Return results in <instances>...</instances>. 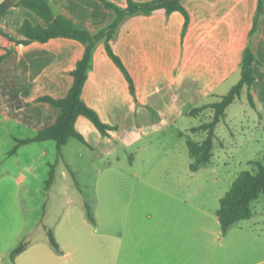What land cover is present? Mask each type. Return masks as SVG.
I'll return each mask as SVG.
<instances>
[{
	"label": "crops",
	"instance_id": "1",
	"mask_svg": "<svg viewBox=\"0 0 264 264\" xmlns=\"http://www.w3.org/2000/svg\"><path fill=\"white\" fill-rule=\"evenodd\" d=\"M22 1L15 3V7L30 11L20 6ZM96 1L99 5L92 9L79 4L70 9L60 8L58 15L93 36L106 29L115 19L114 14L104 10L109 8L102 0ZM132 1L145 3L152 0ZM181 3L188 19L180 12L167 14L165 10H158L151 15L130 16L124 19L110 41L112 50L122 60L133 80L134 94L122 71L108 56L105 43L101 41L96 46L82 98L104 123L116 129L110 131L108 136H103L88 118L80 116L75 130L85 140V144L80 143L104 161L117 157L123 150L130 155L129 162L134 167L136 158L143 151L158 153V150L153 151L151 148L169 128L184 116L195 117L208 110L213 111L210 106L220 102L241 79L243 56L250 41L259 0H182ZM127 5L128 0L123 5L119 3L122 8ZM40 19L38 23L23 20L18 33L26 21L35 27L46 28V22ZM3 32L0 28V33L15 47V53L20 55L22 48L27 50L18 68L24 85L38 86L44 92L31 97L27 107L38 104L52 107L38 102L39 98L45 96L66 98L73 86L71 73L83 59L86 46L67 38H55L47 43L17 44ZM9 35L15 40L25 39L24 36L15 38ZM251 47L259 63L253 67L255 81L251 94L254 106L250 102L249 105L264 125V15L258 20V31ZM9 54L7 51L0 56L4 57L0 70ZM244 93L247 95L246 90ZM232 106L227 110L225 121L229 120ZM42 108L50 119L34 129L37 133L55 125L61 114L54 107L56 111ZM198 109L205 111L194 114ZM179 136L184 137L183 133H179ZM70 141L63 148L68 147ZM141 143L144 144L141 146ZM63 148L59 152L56 146L61 156ZM48 154L49 151H43V156ZM136 176L139 177L138 172ZM129 186L132 189L129 204L140 201L142 204L134 206L135 212L105 215L106 241L103 251L107 264H110L108 241L116 238L110 232L114 220L118 221L119 264H239L248 256L249 246L257 242L264 249V223L245 224L242 221L224 234L217 216L219 209L215 216L205 212H185L184 206H190L189 183L177 182L171 184L172 187H162L147 181H137ZM147 189L158 194L145 191ZM185 189L187 192L181 193ZM151 193L167 198L172 206L179 208L178 211H157L154 208L151 211L152 207H143V202ZM135 209L132 207V210ZM220 240L225 241L226 254L222 259H218L220 255L213 247V242ZM238 248H243L242 260L234 255ZM61 250L62 254H55L40 246H30L12 264H66L59 257L67 259L71 252Z\"/></svg>",
	"mask_w": 264,
	"mask_h": 264
},
{
	"label": "rangeland",
	"instance_id": "2",
	"mask_svg": "<svg viewBox=\"0 0 264 264\" xmlns=\"http://www.w3.org/2000/svg\"><path fill=\"white\" fill-rule=\"evenodd\" d=\"M18 1L0 0V28L15 38H22L18 28L23 20L38 23L41 19L28 10L15 7ZM50 1L56 14L64 7L70 9L81 4L92 9L99 5L96 0ZM109 1L120 8L119 3H126V0ZM104 10L115 16L113 10ZM7 51L10 54L0 70V264L13 263L9 252L21 242H25L27 248L40 246L59 254L50 245L48 231L53 233L65 253L71 252L67 259L59 257L66 264H107L103 251L105 215L135 212L134 206L142 204V201L129 204L130 183L147 181L162 187L177 182L189 183L190 206H184V211L215 216L220 198L231 188L233 179L251 170L252 161H264V125L250 107L246 93L230 108L231 122L224 119L216 128L212 164L197 173L189 168L187 141L202 142L206 134H192L189 129L211 122L214 116L211 110L195 117H182L154 143L151 149L159 152L143 151L134 167L130 165V155L121 149L117 157L104 161L76 139H70L68 147H62V156L53 141L20 144L34 137L37 133L34 129L50 119L42 107L56 109L42 104L27 107L31 97L44 92L38 86L24 85L18 68L27 50L22 48L20 55L15 53V47L0 33V56ZM44 150L49 151L47 156H43ZM145 191L158 194L151 189ZM184 192L187 190L181 191ZM153 193L147 195L143 207H152L151 211H178L167 198ZM251 208L253 217L245 224L263 225L264 195L253 202ZM88 210L95 223L88 219ZM111 224L114 227L110 232L116 238L108 241L110 264H119L118 221ZM260 245L256 242L249 246L248 256L239 264H264V249ZM224 246V240L213 242L214 251L220 255L218 259L225 257ZM234 253L242 260L243 248Z\"/></svg>",
	"mask_w": 264,
	"mask_h": 264
},
{
	"label": "trees",
	"instance_id": "3",
	"mask_svg": "<svg viewBox=\"0 0 264 264\" xmlns=\"http://www.w3.org/2000/svg\"><path fill=\"white\" fill-rule=\"evenodd\" d=\"M102 1L109 9L114 11L115 19L106 29L101 30L93 36L85 30L76 28L65 17L56 14L49 0H23L20 3V6L29 9L42 18L47 24L46 28L39 26L35 27L30 22L26 21L20 29V34L24 36V40H15L12 36L3 32L8 39L17 44L28 45L32 42L47 43L51 39L67 38L76 40L86 46L83 59L78 62L76 69L71 73L74 81L67 97L64 99H55L45 96L38 99V102L47 103L61 111L56 124L38 132L30 139L20 141V144L53 141L57 144L59 152L62 147L68 144L70 139H76L85 144L82 135L75 130L76 121L80 116L88 118L103 136H108L110 131L116 128L104 123L99 115L91 109L82 98L97 44L101 41L105 43L108 56L122 71L129 83L132 94H134L135 87L133 80L122 60L114 53L110 45V41L117 33L120 24L127 17L138 14L151 15L158 10H165L167 14L180 12L188 19L187 12L181 3L182 0H152L145 3H136L132 0H128L126 8H120L107 0ZM263 2L264 0H259L256 20L250 33L249 44L243 56L241 79L239 83L234 86L220 102L210 106L214 112L211 122L190 130L192 134L201 132L206 134V138L202 142L192 139L187 141L191 159L190 169L193 173H197L200 169L211 165L214 157L215 141L217 139L216 128L220 122L225 119L228 108L242 96L245 90L247 91L250 104L254 106V100L251 94V89L255 81L253 67L259 62L252 51L251 43L258 31V20L264 15ZM3 59L4 57L0 58V65ZM203 111H205V109H198L194 114ZM250 164L253 168L241 172L232 184L230 190L220 200V208L217 211V216L224 234L239 222L251 219L253 215L251 208L253 202L258 201L264 195V161H254ZM87 215L92 223L96 222L90 210H88ZM48 238L52 248L57 253L62 254V250L51 231H48ZM27 247L28 245L25 242H21L14 248L10 252L12 261H14L18 255L22 254Z\"/></svg>",
	"mask_w": 264,
	"mask_h": 264
}]
</instances>
